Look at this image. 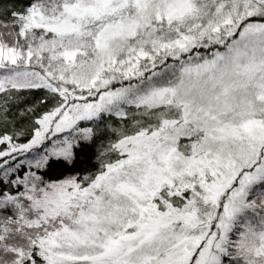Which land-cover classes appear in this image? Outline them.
Listing matches in <instances>:
<instances>
[{"label":"snow or ice","instance_id":"obj_1","mask_svg":"<svg viewBox=\"0 0 264 264\" xmlns=\"http://www.w3.org/2000/svg\"><path fill=\"white\" fill-rule=\"evenodd\" d=\"M0 264H264V0H0Z\"/></svg>","mask_w":264,"mask_h":264}]
</instances>
